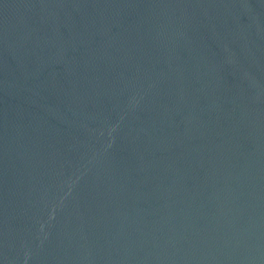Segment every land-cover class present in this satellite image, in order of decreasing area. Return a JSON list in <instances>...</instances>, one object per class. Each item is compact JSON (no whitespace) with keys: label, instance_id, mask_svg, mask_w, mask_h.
Instances as JSON below:
<instances>
[{"label":"water","instance_id":"1","mask_svg":"<svg viewBox=\"0 0 264 264\" xmlns=\"http://www.w3.org/2000/svg\"><path fill=\"white\" fill-rule=\"evenodd\" d=\"M0 264H264V0H0Z\"/></svg>","mask_w":264,"mask_h":264}]
</instances>
